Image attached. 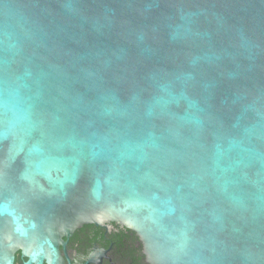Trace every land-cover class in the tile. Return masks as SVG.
Returning <instances> with one entry per match:
<instances>
[{
  "label": "water",
  "instance_id": "95a60500",
  "mask_svg": "<svg viewBox=\"0 0 264 264\" xmlns=\"http://www.w3.org/2000/svg\"><path fill=\"white\" fill-rule=\"evenodd\" d=\"M107 222L264 264V0H0V260Z\"/></svg>",
  "mask_w": 264,
  "mask_h": 264
},
{
  "label": "flooded vegetation",
  "instance_id": "af4514ba",
  "mask_svg": "<svg viewBox=\"0 0 264 264\" xmlns=\"http://www.w3.org/2000/svg\"><path fill=\"white\" fill-rule=\"evenodd\" d=\"M59 251L57 264H149L140 237L113 222L83 225L70 236L62 237ZM13 256L14 264L28 261L20 247Z\"/></svg>",
  "mask_w": 264,
  "mask_h": 264
}]
</instances>
